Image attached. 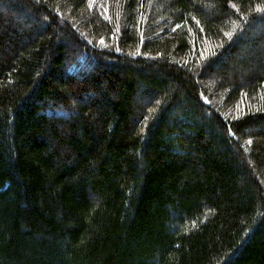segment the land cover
<instances>
[{
	"label": "trees",
	"instance_id": "obj_1",
	"mask_svg": "<svg viewBox=\"0 0 264 264\" xmlns=\"http://www.w3.org/2000/svg\"><path fill=\"white\" fill-rule=\"evenodd\" d=\"M0 264H264V0H0Z\"/></svg>",
	"mask_w": 264,
	"mask_h": 264
},
{
	"label": "snow or ice",
	"instance_id": "obj_2",
	"mask_svg": "<svg viewBox=\"0 0 264 264\" xmlns=\"http://www.w3.org/2000/svg\"><path fill=\"white\" fill-rule=\"evenodd\" d=\"M91 7V5H89Z\"/></svg>",
	"mask_w": 264,
	"mask_h": 264
}]
</instances>
